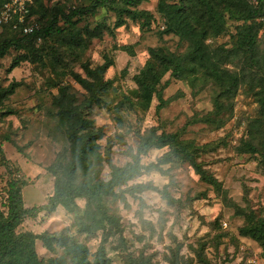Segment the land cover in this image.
<instances>
[{
    "label": "rangeland",
    "instance_id": "obj_1",
    "mask_svg": "<svg viewBox=\"0 0 264 264\" xmlns=\"http://www.w3.org/2000/svg\"><path fill=\"white\" fill-rule=\"evenodd\" d=\"M96 1L37 0L31 20L38 28L53 23L46 36L21 38L0 29V41L12 45L0 56V91H12L0 99V220L7 182L25 181L23 209L43 206L54 179L73 162L58 117L62 106L97 134L94 158L75 171V185L105 183L112 168L135 159L138 172L115 186L113 197L79 198L23 219L14 233L32 240L40 264H74L65 248L73 244L84 248L88 264H264V70L243 55L224 58L241 22L225 19L204 42L224 71L223 86L200 69L180 80L167 71L144 108L134 78L156 66L151 52L182 56L190 50L165 32L157 12L158 2L175 0L133 6L107 0L106 8ZM91 6V14L61 20ZM263 26L256 32L259 52ZM97 67L106 68L87 78L84 69ZM77 78L92 82V92ZM233 78L237 85L225 94ZM213 103L222 107L216 114ZM44 235L65 246L46 249Z\"/></svg>",
    "mask_w": 264,
    "mask_h": 264
},
{
    "label": "trees",
    "instance_id": "obj_2",
    "mask_svg": "<svg viewBox=\"0 0 264 264\" xmlns=\"http://www.w3.org/2000/svg\"><path fill=\"white\" fill-rule=\"evenodd\" d=\"M5 0H0V6ZM35 0L28 9V22L33 23L32 10ZM126 6H133L139 0H119ZM99 8H106L109 4L107 0H97L95 2ZM264 0H175L171 4L158 2L157 12L164 19L165 32L171 33L188 43L189 52L182 56L164 55L161 53L151 52V61L156 64L147 65L139 75L134 78V82L139 92V104L147 107L153 86L159 81L160 77L170 71V76L175 80L182 79L185 75L194 74L197 70H203L205 77H208L214 83L223 86L224 71L217 68V63L210 58L205 51L204 42L209 35H216L220 32L225 19L240 21L241 25L235 33V47L227 51L225 59L232 58L236 55L246 57V60L258 68L264 70V35L262 36L261 52L256 46V32L258 26L264 25L263 11ZM94 12V7L89 9L77 10L61 14V20L68 22L72 17H80L85 14ZM134 16L135 13H132ZM141 13L140 15H143ZM260 21H256L258 19ZM35 22H37L35 20ZM34 22V24H35ZM246 23H249L246 25ZM36 25V24H35ZM52 25L45 28H36L29 35H21L18 31L11 30V23L0 25V29H6L7 32H15L21 38L34 39L39 35L46 36L52 29ZM264 28V26H263ZM12 46L9 40L0 41V56L5 50ZM224 63V61H223ZM227 63V61H225ZM106 67H97L93 70L84 69L85 75L90 80L100 77V74ZM77 83L86 92H92V82L86 79L77 78ZM237 85L235 79H231L227 86L224 87L225 94L231 92V88ZM9 90L0 91V99L11 94ZM95 98V97H94ZM264 106V98H263ZM214 113L221 110L219 104L213 103ZM58 117L67 129L68 142L72 148L73 162L66 168L63 177H56L53 182L52 194L47 198L45 205L39 207L22 208L20 189L25 186V181L20 178H13L6 184L5 197V217L0 220V264H40L35 257L32 240L26 234L17 235L14 233L15 228L25 218L34 217L40 211H53L55 207L61 206L68 208L72 206L75 199L83 198L92 202L105 197H113V188L123 184L135 176L138 172L137 160L132 165H126L122 168H112L110 179L99 185H75V171L89 159L94 158V141L97 134L92 131H86L88 123L86 121L75 120L69 117L65 108L61 106ZM81 132V133H80ZM83 132V133H82ZM145 150H140L143 153ZM51 173L54 175L53 171ZM141 188V187H138ZM252 235V234H251ZM43 246L51 250L52 245L56 244L64 247L62 239L55 235H44L40 237ZM66 254L72 258L74 264H88L85 260V250L79 245H68ZM45 264H63L60 260L49 259ZM95 264H101L97 259ZM103 264V263H102ZM128 264V263H127ZM132 264H135V262Z\"/></svg>",
    "mask_w": 264,
    "mask_h": 264
},
{
    "label": "built area",
    "instance_id": "obj_3",
    "mask_svg": "<svg viewBox=\"0 0 264 264\" xmlns=\"http://www.w3.org/2000/svg\"><path fill=\"white\" fill-rule=\"evenodd\" d=\"M35 0H5L0 6V25L11 23V30L29 35L37 26L28 22V9Z\"/></svg>",
    "mask_w": 264,
    "mask_h": 264
}]
</instances>
